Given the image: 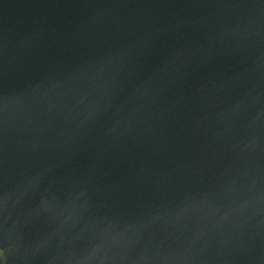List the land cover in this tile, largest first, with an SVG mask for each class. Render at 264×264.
<instances>
[{"label": "water", "instance_id": "water-1", "mask_svg": "<svg viewBox=\"0 0 264 264\" xmlns=\"http://www.w3.org/2000/svg\"><path fill=\"white\" fill-rule=\"evenodd\" d=\"M0 264H264V0H0Z\"/></svg>", "mask_w": 264, "mask_h": 264}]
</instances>
